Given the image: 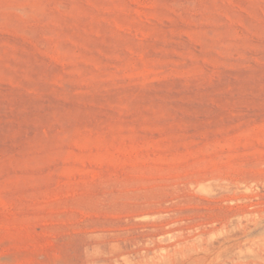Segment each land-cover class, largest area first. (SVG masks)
I'll use <instances>...</instances> for the list:
<instances>
[{
    "label": "rangeland",
    "instance_id": "1",
    "mask_svg": "<svg viewBox=\"0 0 264 264\" xmlns=\"http://www.w3.org/2000/svg\"><path fill=\"white\" fill-rule=\"evenodd\" d=\"M0 264H264V0H0Z\"/></svg>",
    "mask_w": 264,
    "mask_h": 264
}]
</instances>
